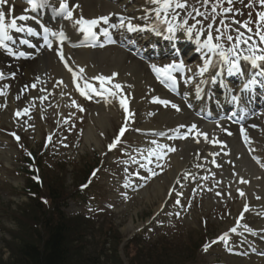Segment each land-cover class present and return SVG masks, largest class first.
I'll list each match as a JSON object with an SVG mask.
<instances>
[{
  "label": "rangeland",
  "instance_id": "rangeland-1",
  "mask_svg": "<svg viewBox=\"0 0 264 264\" xmlns=\"http://www.w3.org/2000/svg\"><path fill=\"white\" fill-rule=\"evenodd\" d=\"M22 86L23 82L19 89ZM42 123L41 121L38 122L40 125ZM88 125L89 119L85 128L80 131L78 138L82 137ZM32 127L36 126L33 125ZM97 130V138L104 141L106 134V140H108V130ZM99 131L100 137H98ZM48 132V130H42L38 138H35L37 134L33 139L26 138L27 149L33 154H39L40 140L42 141V137ZM7 143L3 146L9 150V154L5 156L4 152L2 155L4 157L0 158V264H16L21 247L26 241L36 239L34 231H37L39 227L36 228L35 223L40 213L34 204L27 200V197H24L25 177L21 172L23 163L17 150L9 142ZM52 148L53 146H49L48 151L52 152ZM88 150L87 147L80 153L81 150L73 145L71 156L68 158L61 157V164L57 162L58 159L48 161V167L42 168L44 173L40 175L43 179L44 190L54 186L68 197L71 195L66 199L70 206H74L64 211L68 231V264H96L97 262L98 264H199L201 255L198 256V247L209 232L213 233L211 236L217 233L213 231L216 224L211 217H208L209 223L205 228L200 225L199 218L201 215L203 216L204 208L200 209L196 206L191 211L190 216L192 217L185 221V224H188L187 229L185 227L180 229L176 235L167 237L160 235L157 240L153 241L156 243L150 244H141V241L136 237L125 241L128 234L122 230L130 220L133 222V228L145 223L158 205V201L149 202L143 197L133 204L129 203L127 204L129 206L127 216L120 220H115L116 216L113 214L92 222L75 217L80 210L79 201H83V195L76 194V187L83 182L88 172L87 169L96 165L95 154ZM67 153L68 150L63 147L62 154ZM4 158L10 160V164L8 163L9 170L5 168ZM15 183L17 184L16 187L13 186ZM90 194H100L98 202L104 200L111 202L112 200L110 191L100 189L98 186L93 187ZM208 203L212 202L208 201ZM213 209L214 207H212ZM209 216H212L211 211H209ZM119 222L121 223L117 225ZM21 239L25 242H22ZM208 262L209 264L215 263L214 260H208Z\"/></svg>",
  "mask_w": 264,
  "mask_h": 264
},
{
  "label": "snow or ice",
  "instance_id": "snow-or-ice-1",
  "mask_svg": "<svg viewBox=\"0 0 264 264\" xmlns=\"http://www.w3.org/2000/svg\"><path fill=\"white\" fill-rule=\"evenodd\" d=\"M28 4L31 6V11L35 12L40 7H45L48 5V0H27ZM231 2V0H229ZM6 3V0H0V6ZM147 3L154 6L152 11L155 13V17L157 20L160 21L161 24L166 25V28L164 31H167L170 34V37L175 36L178 29L181 27L180 25L174 24L173 21L177 19V13L176 9H185L187 7V0H184V2H181V0H147ZM204 4L208 3V0H203ZM261 6H264V0H260ZM76 7H79V5H76ZM171 10V13L169 12ZM227 10V9H226ZM53 11L57 13L59 17H61L63 20L70 21L72 24V27L74 29H77L80 33H83L86 39L96 40L97 38V32L94 30L97 28V26L103 22L108 23L109 17L107 16H101L96 19H85L82 15L79 16L77 19H73V11L70 8L69 0H60L59 7L53 8ZM161 11H163V19H161ZM169 14H171V19H169ZM191 15V13H189ZM197 15H200V13L197 11ZM33 17H29L26 15H20L19 17H13L10 22H6L5 19V12L3 10H0V48H4L7 51V54L12 56L16 55V53L13 52L12 48L8 46L6 42H15L14 36L10 33L13 31L15 33H23L27 32L29 36L37 35V31L32 27H25L22 24H18L19 21H26L28 19H32ZM145 20L148 19V16L144 17ZM259 20L264 22V12L259 14ZM197 24L200 23V21L196 22ZM183 25H188V21L184 20ZM119 27L121 29H126L128 32H138V31H156L157 34H160V32L157 30V27L150 26L148 24H145L143 26L139 24H134L132 22V19L121 17L119 21ZM196 27L195 24L187 26L184 30L187 32L189 37L193 36V29ZM209 31L207 33H204L207 35V39L203 42L201 45L202 48L207 49V52L205 53V59L203 60L202 66H199L197 71H194L193 69H188V72H192V76H186V82L191 83L192 80L197 76H204L206 73H209V69L211 68L213 70V78L215 76L220 75L221 73L219 71H216L217 68L221 66L227 67L228 74H239L242 72V61L243 63L248 64L253 70L260 69V71L257 73L259 76L264 77V48H260L258 44L250 43L251 37L245 39L243 34L240 33L237 36L233 37L232 35H220V36H214L211 32V25L208 26ZM244 27H247V25H244ZM43 31L45 33L44 39L45 42L48 40L47 34L50 32V29L46 26H43ZM249 32L252 31L251 28L248 29ZM52 35H57L56 32H52ZM105 36H108V33H104ZM195 35H201L200 31L197 30ZM61 43L67 39L65 32L61 31L59 33ZM256 36L259 38V44H264V30H258L256 32ZM220 40H224L226 42H231V46L225 48V45L220 43ZM21 44H28L29 41L27 39H23L19 41ZM108 43H115V40L109 38L107 40ZM199 43V41H198ZM242 45H246V51L249 53L248 55H243L239 50ZM92 46H96L93 44ZM100 47H104L103 44L99 45ZM48 47L52 48V45L48 43ZM209 53L214 54L218 56V60L214 61ZM24 52H20L19 56H24ZM57 55H59V58L61 61H65V57L63 54V51L60 50ZM64 66L68 69L70 73H72L73 82H76L77 79V73L73 72V69L68 66V63L65 61ZM152 72L155 74V77L158 81H160L161 84H164L165 87H169L172 90H175L177 81H178V73L185 71V64L182 60L179 62L173 61L171 63L164 64L163 66H157L156 64L150 65ZM85 71L84 68L79 69V73L83 74ZM117 74L113 73L111 76H104V75H98L93 77L92 79H95L99 83V87L93 86L91 83H89L87 80L84 81L83 87L80 86V84H77V91L80 93L81 96H84L85 98L90 99V93H94L97 96L103 97L106 101L108 100V97H112L115 99H119L120 107L123 109L125 113V125L121 126L119 129V133L115 136L112 143L108 145L109 150L115 149L117 145L121 142V138L125 136V133L127 131V121L132 118L133 114L129 110L128 101L124 97L123 94V86L119 83H113V80ZM4 74L0 72V79H3ZM82 78V75L81 77ZM257 81L253 78L248 83L244 84V89H247L250 85L255 84ZM62 83V82H61ZM111 85V86H109ZM33 88L36 87L35 84L32 85ZM197 93L200 92L199 83L196 85ZM0 95H6L5 92L0 91ZM19 99V97H17ZM239 98L235 95L233 96V100L237 101ZM153 102L157 104L164 105L165 107H168L171 105L172 109H175L177 112H179L181 109L180 107L175 104L171 103V101L167 99H161L159 97H154ZM73 105H76L75 101H72ZM77 107H79L77 105ZM80 111H83V108H80ZM28 109H24V113H27ZM16 115L19 117L21 115V112H17ZM180 127H184L181 125ZM196 125L193 124L189 128V133H191L193 130L196 129ZM255 127V125H253ZM177 132H179V129H176ZM241 134L244 137L245 142L249 141V137L245 134V129L243 126L240 128ZM15 136V133H13ZM159 135L163 136L165 133L161 132ZM196 137H200L201 135L204 136V139L207 141L208 136L206 133H195ZM231 135V133H229ZM186 138V136L184 137ZM17 140H19V137H16ZM197 142L199 143V140L197 139ZM212 143L216 144L219 143V141H212ZM152 144L155 145L154 148H150L147 150V156L145 159L147 160V163L141 164V167L145 168L146 171L151 176H155L158 173L154 171L153 169L148 167V164H151L153 162V157L157 161L164 159L166 152H173L176 149L166 145V144H159L157 141L153 140ZM143 155V153H142ZM132 161L135 163V158H131ZM213 164H216V161L213 159ZM220 165H217L219 167ZM161 165L157 163V168H160ZM200 167V165H198ZM95 172L93 173V176H95ZM139 175V173H137ZM142 179H147V177H141ZM186 178V177H185ZM38 179V178H37ZM203 179L207 180L208 177L205 176ZM241 183H248V181L241 179ZM127 186V185H126ZM86 187V185L84 186ZM219 195V193H217ZM244 192H240V196H244ZM259 199V197H257ZM46 203V201H45ZM175 203L178 205L181 203L180 200H176ZM249 208L248 205H244V212H248ZM240 220H243V213H241ZM240 220L236 222V226L232 227L230 229L231 233H237L238 227H240ZM244 229L246 231L251 232L252 230L249 228L247 224L243 225ZM229 240V233L225 232L221 236L218 237V241H223L224 243H228ZM216 241H213L215 243ZM205 251H207V246L205 247Z\"/></svg>",
  "mask_w": 264,
  "mask_h": 264
},
{
  "label": "bare ground",
  "instance_id": "bare-ground-1",
  "mask_svg": "<svg viewBox=\"0 0 264 264\" xmlns=\"http://www.w3.org/2000/svg\"><path fill=\"white\" fill-rule=\"evenodd\" d=\"M84 6V10H87L86 13L90 16L95 15L97 13H106L109 10H111V7L108 5L107 2H102L98 0H84L82 3ZM0 10H3V5L0 6ZM83 10V11H84ZM4 11V10H3ZM6 19V18H5ZM7 22V21H6ZM119 53L116 54H96L93 56H87L88 52H77L75 53V62L77 63V66H81L82 68H85V74L88 75V77H95L100 75V73H105L108 75L111 71H118L119 72V78L122 79L123 81L134 85V93L136 94V97L139 98L140 100L143 99V88L144 85H141V81H144L145 79V73H144V67L140 65L139 63L136 62H130L127 64L126 61V54L123 51H118ZM94 62L98 65L93 66L91 69L90 66L91 62ZM101 65V68H99ZM6 67H8V63L3 64L0 66V69L3 70ZM81 67H77L75 69V72H79V69ZM31 74H41L45 76L46 79L51 80L53 78V85L54 81L57 79L62 80V86H55L53 87V95L58 96V94L62 93L65 94L67 92H74V93H79L77 91V84H80L82 87L84 85V81L81 83L79 82H73L72 76H70L67 72L63 71L62 73L59 70V66L57 65L56 61L52 57V55H43L39 57L33 64L30 66L26 67V70H23L24 78L23 80H30L31 77H33ZM98 73V74H96ZM128 75L129 77H127ZM51 82V81H49ZM49 87V86H47ZM9 105L10 109L7 110L5 113L0 115V122L5 123L8 122L10 123V119L17 117L16 113L18 112L19 107L21 105H16L14 104L11 100H9ZM23 105V104H22ZM63 106H59V111H60V116L63 115L64 109L62 108ZM55 109V107L53 108ZM97 115L94 121L95 125L98 127L102 128L105 127L108 128L110 125V115H105L104 111L101 110L100 107H97L96 109ZM109 116V117H106ZM155 126L157 129L160 130H169L170 128L176 127L178 124L181 126L183 123L184 125H187L186 118H180L177 117H169L166 113L160 112L156 117H155ZM111 126V125H110ZM85 141L87 143L92 142L94 144H98L99 141L95 138L94 135V130L92 128H89L86 133H85ZM178 152L175 156L171 158L165 159L164 165L166 166L168 172L166 173V178L170 180L169 184L171 181L174 179L177 180H185L182 179V176L186 174H192L194 175L196 173V168L191 166V159L195 156V151L198 149L197 147L193 146L190 142H184V143H179L177 145ZM192 155V156H191ZM233 157V154H232ZM238 162V168L235 169V173L238 175L237 180L234 182H237L241 179L244 180H250L251 185L254 182L253 181V176L256 175L255 172L250 169L248 166H250L249 162L243 158L242 161H237ZM234 178V179H235ZM187 181V179H186ZM242 183L241 185H243ZM250 189V186L248 187L247 191ZM146 195L145 197L147 198L149 193L153 195V198L155 199L158 196H161L160 201L158 202V207L162 200L164 199L165 192L163 190L162 185H159V182L155 183L152 185L151 189L146 190L144 192ZM129 227H126L124 230H128Z\"/></svg>",
  "mask_w": 264,
  "mask_h": 264
},
{
  "label": "trees",
  "instance_id": "trees-1",
  "mask_svg": "<svg viewBox=\"0 0 264 264\" xmlns=\"http://www.w3.org/2000/svg\"><path fill=\"white\" fill-rule=\"evenodd\" d=\"M60 221L64 225L61 219ZM62 224L53 227L46 226L49 237L46 236L45 240L39 238L43 240L38 244L23 245L16 264H67L68 253L63 247L65 226Z\"/></svg>",
  "mask_w": 264,
  "mask_h": 264
}]
</instances>
